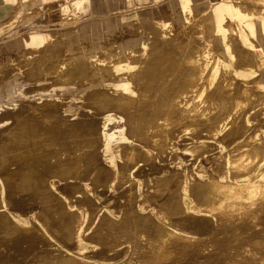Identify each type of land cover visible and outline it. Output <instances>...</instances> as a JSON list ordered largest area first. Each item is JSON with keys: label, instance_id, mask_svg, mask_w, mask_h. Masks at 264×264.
<instances>
[{"label": "bare ground", "instance_id": "bare-ground-1", "mask_svg": "<svg viewBox=\"0 0 264 264\" xmlns=\"http://www.w3.org/2000/svg\"><path fill=\"white\" fill-rule=\"evenodd\" d=\"M228 1L221 2L217 10L230 20L229 35L224 33V22L220 21L217 27L209 24L212 35L208 38L201 27L206 21H199L197 15L194 25L190 26L191 36L196 38L181 35L171 39L169 42L177 51L167 54L166 62L162 63L160 52H152L139 61L134 59L136 64L142 65L137 75L132 76L138 98L126 100L104 90L89 91L85 102L95 109L96 116L83 113L87 118L78 124L61 110L66 107L67 98L48 99L22 107L15 116V123L0 138V177L4 172L11 176L18 174L17 188L34 196L43 193L59 196V191L53 185L42 187L30 181L32 173H41L73 190L81 186L88 208L76 204L84 198H58L67 210L65 223L69 241L77 251L63 243V230L59 228L64 223L55 222L49 216L44 220L35 216L26 221L3 211L0 237H15L21 233L22 241L29 242L32 235H44L52 242L56 253L40 257L37 264H181L183 258L197 252L206 264H264V85L255 83V70L247 77L232 69L221 57L240 58L242 67L251 70L264 67V20L257 25L263 30L262 37L258 38L255 30L246 31ZM180 2L179 19L191 20L188 6L193 0ZM258 2L237 0L234 4L244 13H250L249 4ZM263 8L253 12L264 14ZM174 29L177 33L182 31ZM202 33L205 38L198 37ZM153 43H162L161 35L156 34ZM177 63L178 69L173 68ZM56 64L50 68L53 75L57 73ZM38 67L41 68V63ZM23 68L30 72L28 66ZM91 74L88 62L74 60L62 80L64 83L77 78L95 81L89 78ZM170 74L176 76L169 78ZM37 76L41 78L42 72ZM54 80L62 81L57 77ZM166 104L170 107L168 110L163 109ZM112 112L125 116L132 140L149 143L151 150L161 155H169L171 143L176 145L174 148L182 149L187 140L203 136L212 138L215 143L198 145L194 148L198 154L221 151L227 146L223 157L226 171L222 176L211 172L209 178H203L194 171L200 166L199 161H195L192 169H174L175 174L181 173L174 181L170 174L162 177L157 195L168 204L169 211L181 209L184 217L190 215V221L194 215L192 222L197 225L214 228L217 222L226 219V234L243 238L238 239L234 251L215 246L213 238H197L192 230L189 232L176 225L167 209L154 204L150 208L139 206L131 211L122 210L118 215L90 206L97 202L90 186L99 171L103 185L111 190L126 184L124 171L127 168H144L156 163L135 143L120 150L123 167L119 173L97 158L103 146L100 116ZM257 122L262 127H254ZM42 123L45 126L41 127ZM190 129L195 131L187 132ZM247 134L248 139L241 140ZM192 179L195 184L190 187ZM256 201L259 206L250 214L248 204ZM157 207L158 212H155L153 209ZM104 249H127L128 259L104 262L86 254V250L93 254Z\"/></svg>", "mask_w": 264, "mask_h": 264}, {"label": "rangeland", "instance_id": "rangeland-1", "mask_svg": "<svg viewBox=\"0 0 264 264\" xmlns=\"http://www.w3.org/2000/svg\"><path fill=\"white\" fill-rule=\"evenodd\" d=\"M180 1L181 0H108L100 2L98 0H19L13 4L9 15L0 23V49H3L8 45H13L19 39L27 38L34 33L45 35L62 33L65 37L74 38L76 40L77 44L83 51V53L78 55L77 58L79 60H86L87 55L85 52L88 54L91 49L88 48L86 50L85 48V42L83 40L85 29H91L94 25L99 24L102 27V31H107L106 33H108L115 25L127 23L128 26L124 29L126 32L129 30H136L137 27L133 26H139L141 30L144 31L147 28V25L151 26L152 29L149 40L151 43L150 52L149 54L147 52H144L145 54L142 52L140 57L145 59L148 58L152 52H160L163 57L161 58V61L164 63L166 62L164 57L167 54L170 55L177 51L176 46L172 42H169L171 39L181 35H186V37L189 35L191 39L193 37L196 38V36H191L190 26L194 25L197 18H199V21H206L201 27L202 31L207 33L208 38L212 35L209 24L213 27H217L220 21L224 22L222 27L225 31L224 33L229 35L228 23L230 20L228 21L224 18L227 17L226 14L217 10V7H219L218 5L221 2L228 0H193L194 3L188 6V14L191 16V20L189 21H187V18L185 19V17L184 20L179 19L182 13V5L180 4ZM236 1L237 0L228 1V3L233 6L232 12L234 16L238 17V19L241 18L239 19L240 23L243 24L246 31L255 30V35L258 38H261L263 30L257 25L263 24L264 14H255L253 11L257 8H263L264 0H259L257 4L250 3V13H244L242 10L238 9L234 4ZM81 2L82 4L80 6ZM67 6L70 7L67 10H64ZM176 6L180 8L179 11L173 13L169 11V13H166L167 15L163 16L165 11ZM200 6L203 7L200 8ZM197 9L199 11H197ZM197 15L198 17L196 18L195 16ZM170 16H172V18H170ZM207 16L210 17L208 18ZM158 21H164V23L159 25ZM174 28H179L182 31L177 33V29ZM95 31H97V29H95ZM90 34L97 40L109 39L108 37L105 39V34L103 35L93 31H91ZM156 34L161 35L162 43H153ZM144 36L148 38L149 34L145 32ZM204 36L205 33L198 35L199 38H205ZM95 43V47H97L98 41H95ZM209 43H212V41ZM52 44L53 43H51V45ZM35 45L36 44L30 46L27 44L23 48L16 49L15 52L14 49H10L3 54L6 56L12 55V57L14 55L26 57V51H33V49L36 48ZM44 46L48 47L47 45ZM118 46L123 49L124 43L120 42ZM66 50L71 51L72 49L68 46ZM98 50L105 51L107 50V46L102 45ZM41 51L42 50H40V52ZM221 57L232 69L235 71L239 70L247 77H250L248 73H252L255 70L256 73L253 76L257 78L255 83L260 86L264 85V67L251 70L250 68L242 67L240 58L228 60L224 56ZM11 61L13 62L15 60L11 58ZM100 61H102V59H96V61L93 60L92 63L98 67ZM55 62L57 63L55 65L57 73L54 75L52 74V76L49 75L51 79L47 76L41 79H30L27 78L26 73L23 71H14L9 76H1L0 74V119L6 116L4 124H0V130L2 126H4L0 138L2 133L6 132V130L15 123V116L20 113L22 107L40 101L37 99L48 100L49 98L50 100H59V98H67L66 107L61 110L67 117L71 118L72 122L78 121V124L87 118L86 115H82L83 113H87L89 117L96 116L95 109L88 106L85 102L89 91L104 90L126 100L139 97V93L132 81L133 77L131 75L129 77H124L121 84H115L116 82L110 79H101L100 84H97L96 81L85 82L78 78L69 83H64L62 79L68 70L69 64L65 65V69H63V60L55 58L54 62H51L48 67H54ZM96 66H90L93 74L99 68ZM141 67L142 65L140 66V69ZM173 68L178 69V63L173 65ZM39 69L43 71V67ZM117 70L120 73L126 72L125 69L120 66H117ZM93 74H91L89 78L95 79ZM136 75L137 73L134 76ZM175 76L176 74H170L169 78ZM55 77L62 81L59 83L55 82ZM108 78H112V75L108 74ZM100 86L107 87V90ZM18 102L21 103L18 105ZM164 107V110L170 108L168 107V104ZM134 108H136V106L133 107V110ZM103 116L104 115H101L100 119ZM43 126H45V123L41 124V127ZM253 126L257 128L262 127L260 122L254 123ZM102 130L103 128L101 126L100 132L103 141ZM201 130L202 129L199 128L200 132ZM193 131L195 130L190 129L187 132ZM196 133L199 132L197 131ZM248 135L249 134L244 135L241 140H247ZM108 141L109 143H113V141ZM132 141L139 145L142 150L147 151L146 148L148 146L150 147L149 143L142 144L137 143L136 140ZM237 141H239V139H237ZM106 143L107 142H105V144ZM128 143H131L130 140H128ZM213 143H215V141L207 136L195 140H187L182 149H177L181 150L179 151L181 155L176 156V159L180 158V161L176 163L171 162L173 160L171 151L174 150V147L176 146L173 145V143L170 144V153L169 155L167 154L168 156L161 155L155 151H147L155 160L156 158L153 155H158L159 162L156 161L155 165H147L144 168H127V170L124 171V174H126V184L120 188H112L111 190L107 189L102 183L101 172L99 171L98 175L94 178L93 184L90 186V191L95 196L97 202L90 206L97 209H105L114 215H118L122 210L131 211L133 208L139 206L150 208L154 204L167 209L166 211L170 219H172L176 225L189 232L192 230L197 238L202 236L213 238L215 240V246L223 247L224 249L228 248L231 249V251H234L238 244V239L241 241L243 238L241 236L226 234V219L224 222H217L214 228H210L205 224L197 225L192 222L195 220L194 215H192V220L190 221V215L184 217L181 209L177 211H169L168 204L164 203L157 195V188L162 177L170 174V179L174 181L175 177H181V173L175 174L173 171L174 169H192L195 165V161H199L200 166L195 168L194 171L203 176V178H209L211 172L216 174L220 173L219 176H222V173L224 174V171H226L224 169L223 157L226 154L227 146H224L221 151L217 150L215 152L198 154L194 151V148L198 145H213ZM117 145L118 144H106L104 149L103 144L100 153L97 155L98 159L100 158L103 160L102 163H111L112 166L109 165L115 173H119V169L123 167V160L120 158L122 162L120 165V161L112 155L113 151L116 150ZM122 145L124 147L128 146L126 143H123ZM105 152L106 156L104 155ZM142 164L143 163H141V165ZM259 165H257V167H259ZM143 173L147 177L144 176ZM18 179V174L11 176L10 173L7 172L2 173V176L0 177V217L2 216L3 211H9L16 218L26 221L33 220L35 216L39 220H44V217L49 216L55 222H63L64 225L62 228H59L63 230V243L65 246L69 247L70 250L77 251V248L72 246L73 242L69 241L70 235L68 226L65 223L67 221V218L65 221L67 210L66 208H63L58 198L59 196L84 198L76 204L80 208H88L87 204L85 206L86 196L83 188L80 186L73 190L69 186L62 184L57 180H52L50 177L41 173H32L30 175V181L40 184L42 187L53 185V188L59 191V196L52 193H43L40 196H34L32 193L26 194L17 188L15 184ZM193 181L194 179L191 180L192 184L189 183L190 187L195 184ZM29 191H32V187L29 188ZM154 195H156V197H154ZM135 197H137V199L132 203L131 200ZM74 201H76V199ZM174 204H177V202L174 201ZM258 204L259 202L257 201L248 204V207L251 209L250 214L256 211V208L259 206ZM153 210L158 212V207ZM62 216L63 218H60ZM57 217H59V219H56ZM30 237V241L28 242L27 240L22 241L24 236L21 233L16 234L15 237L9 238L2 235L0 237V264H37L40 257L56 253L54 245H52L51 241H47L44 235H32ZM220 239L221 241H218ZM89 251L91 250H86L88 256H92V258L104 262L123 261L127 260L129 256V251L127 249L109 251L104 249L94 252L93 254ZM199 254L201 253L197 252V254L194 253L191 257L183 258L181 264H206ZM217 256L219 257V255Z\"/></svg>", "mask_w": 264, "mask_h": 264}, {"label": "crops", "instance_id": "crops-1", "mask_svg": "<svg viewBox=\"0 0 264 264\" xmlns=\"http://www.w3.org/2000/svg\"><path fill=\"white\" fill-rule=\"evenodd\" d=\"M19 0H0V23L1 21L9 15L12 6L15 2H18ZM85 1V0H83ZM100 2H105L108 0H98ZM82 2L80 3L81 6ZM79 6V7H80ZM70 6H67L64 8V10H67ZM179 7H174L168 11H165L164 15H167L166 13L170 12H176L179 11ZM182 11V9H181ZM169 16V15H168ZM172 18V16H170ZM159 25L163 24L164 21H158ZM128 26L127 23L124 24H118L115 25L112 29L109 30L108 33L102 31L101 25L97 24L94 25L91 29H85V33L83 35V40L85 42V48L86 50L90 48V52H85L87 55V59H80L85 60L90 64V66L95 67L96 65L92 63V61H96V59L100 61L98 63V70L93 74L94 80L97 82V84H100L101 79H110L115 81V84H121L124 77L134 76L136 73L140 70V64L134 61L135 60H141L144 58H141L140 55L143 52H147L149 54L151 49V43H150V35H151V26L147 25V28L144 30H141L139 26H133L137 27L136 30L132 31L129 30L126 32L125 27ZM159 28V27H158ZM97 29V31H95ZM89 31V32H88ZM91 31L95 33L105 34V39L108 37L109 39L106 40H97L94 36H92L90 33ZM145 32L149 34L148 38L144 36ZM111 33V35H110ZM50 34H40V33H34L31 34L27 38L19 39L16 43L13 45H8L3 49H0V74L1 76H9L14 71H23L26 73L27 78L31 77L30 79H41L45 76L50 78L49 75L52 76L50 73L51 67H48L51 62H54L55 58L62 59L63 60V69H65V65L73 62L74 60H79L77 57L78 55L82 54L83 51L81 50V47L77 44L76 40L74 38H68L61 34L56 35H50ZM48 38H47V37ZM47 39H45V38ZM54 39V41H53ZM58 39V40H57ZM95 41H98V46H96ZM124 43V48H119V43ZM51 43H53L51 45ZM29 44L32 46L33 44H36V48L33 49V51H26V57H20V56H13L12 55H4L3 53L8 52L10 49H14V52L16 49L23 48ZM44 45H47L48 47H45ZM107 46V50L105 51H99L98 48L100 46ZM44 46V47H43ZM70 46L71 51L66 50V48ZM40 50H42L40 52ZM77 51V52H76ZM145 54V53H144ZM3 55V56H1ZM11 58L15 61H11ZM41 63V67H43V71H41L38 67V65ZM26 65L30 69V72H26L25 68L23 66ZM117 66L123 67L125 69V73H120L117 70ZM68 67V66H67ZM42 72L41 78H38L37 75ZM108 74L112 75V78H108ZM35 77V78H33ZM51 79V78H50ZM113 86V85H112ZM103 89L107 90V87L100 86ZM86 95V94H85ZM49 99V98H48ZM40 101H43L42 99H37ZM47 100V99H44ZM21 102H18V105ZM17 105V106H18ZM91 114V113H90ZM6 116L2 117L0 119V124H4ZM101 126L103 128L102 134H103V144L104 149L106 144H112L117 145L116 150L113 151V156H115L116 159L120 161V165L122 164L120 160V150L124 147L122 144L126 143L128 146H132L134 143L132 139L128 135V129L126 126V119L123 114L119 113H109L105 114L101 118ZM4 129V126H2L0 130V134L2 130ZM113 141V143H109V141ZM128 140H130L131 143H128ZM105 142H107L105 144ZM123 146V147H122ZM147 151H152L151 148L148 146L146 148ZM178 151V152H177ZM181 150H177L174 148V150L171 151L173 160L171 162H179L180 158L176 159V156H180L181 153L179 152ZM154 152V151H153ZM106 156V152L104 153ZM156 160L159 162L158 155H153ZM112 166L111 163H108ZM119 164V162H118ZM117 164V165H118ZM114 165V166H117ZM119 165V166H120ZM118 166V167H119Z\"/></svg>", "mask_w": 264, "mask_h": 264}]
</instances>
